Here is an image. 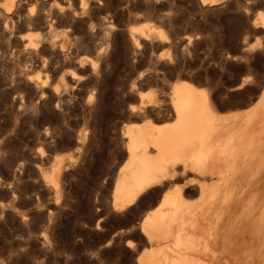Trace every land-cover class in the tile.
<instances>
[{"label": "rangeland", "instance_id": "1", "mask_svg": "<svg viewBox=\"0 0 264 264\" xmlns=\"http://www.w3.org/2000/svg\"><path fill=\"white\" fill-rule=\"evenodd\" d=\"M56 1L33 7L40 20L27 18L26 0L0 12V264H138L148 246L138 223L158 192L112 209L124 128L170 121L180 79L204 87L217 110L254 106L264 92V25L252 19L264 0ZM145 21L166 40L133 48L130 32ZM25 32L35 49L24 47ZM140 91L152 101L129 110ZM60 154L72 159L53 196L40 170Z\"/></svg>", "mask_w": 264, "mask_h": 264}, {"label": "bare ground", "instance_id": "2", "mask_svg": "<svg viewBox=\"0 0 264 264\" xmlns=\"http://www.w3.org/2000/svg\"><path fill=\"white\" fill-rule=\"evenodd\" d=\"M21 1L0 0L1 14L15 12ZM26 1L31 6L27 18L33 20L42 18L35 5L39 10L57 6L56 0ZM198 1L215 5L223 0ZM256 18L264 25L262 11L255 12ZM30 37L25 32L20 39L35 49ZM150 37L166 40L164 29L151 21L130 32L133 48ZM48 47L64 52L65 44ZM59 93L54 88L50 96ZM138 98L129 110L143 112L145 99L152 101L148 91ZM169 106L168 122L124 128L125 159L111 189L113 210L129 209L158 192L138 223L148 246L136 255L137 263L264 264V92L254 106L223 112L212 106L204 87L180 79L172 83ZM69 155H53L49 167L40 170L53 196L59 194Z\"/></svg>", "mask_w": 264, "mask_h": 264}]
</instances>
